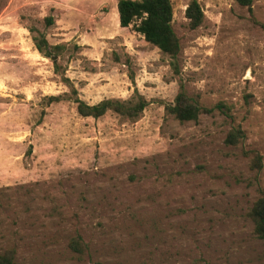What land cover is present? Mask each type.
Masks as SVG:
<instances>
[{
    "label": "rangeland",
    "instance_id": "374dc122",
    "mask_svg": "<svg viewBox=\"0 0 264 264\" xmlns=\"http://www.w3.org/2000/svg\"><path fill=\"white\" fill-rule=\"evenodd\" d=\"M191 1L172 0L176 75L120 25L119 0H0V251L17 264H264L249 216L264 187V0H198L195 29ZM39 33L62 53L41 54ZM182 85L211 111L169 114ZM76 92L148 104L136 121L84 117Z\"/></svg>",
    "mask_w": 264,
    "mask_h": 264
},
{
    "label": "trees",
    "instance_id": "16d2710c",
    "mask_svg": "<svg viewBox=\"0 0 264 264\" xmlns=\"http://www.w3.org/2000/svg\"><path fill=\"white\" fill-rule=\"evenodd\" d=\"M242 7L250 10L254 0H236ZM120 25L122 27H132L139 35L143 36L147 42L160 49L162 53L171 58V66L176 75L180 74L179 56L182 51L180 37L177 35L174 26V7L172 0H119L118 2ZM186 16L192 29L199 27L205 18L204 10L198 0H192L187 9ZM47 24L52 25V17L46 18ZM33 31V29H31ZM34 43L37 50L45 57L52 58L62 53L64 45H51L43 33L34 36ZM56 67L57 61H54ZM75 98L77 110L84 117L99 118L104 116L108 111H114L122 117L136 121L141 116L147 106V102L140 99L136 103L131 101H120L116 99H105L98 104L90 105L78 97ZM58 100L59 97H51ZM169 114L173 115L181 122L196 121L203 112H210L211 109L204 108L199 101L190 96L181 86L175 102L166 107ZM244 138V132L240 129H233L226 143L236 145ZM253 167L261 169L263 166L261 155L254 151ZM249 216L254 223L256 235L264 240V187L260 190V196L253 204ZM70 247L83 256L86 253L87 245L83 238L77 237L72 240ZM0 264H17L16 250L7 249L0 251ZM95 264H102L100 261Z\"/></svg>",
    "mask_w": 264,
    "mask_h": 264
}]
</instances>
